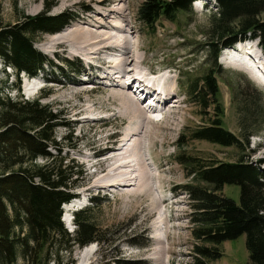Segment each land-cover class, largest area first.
I'll return each mask as SVG.
<instances>
[{"label": "rangeland", "instance_id": "rangeland-1", "mask_svg": "<svg viewBox=\"0 0 264 264\" xmlns=\"http://www.w3.org/2000/svg\"><path fill=\"white\" fill-rule=\"evenodd\" d=\"M141 1L116 0L110 4L108 0H0V25L15 23L23 14H37L52 2L54 5L49 10L51 14L67 10L74 14V19L61 31L34 37V46L52 60L54 67L47 64L39 73L41 78L37 79L39 82L43 81L41 88L38 87L39 82L34 81L37 87L32 89L31 81L27 80L23 90L25 83L21 79L20 92L24 97L33 98L45 91L48 94L42 98V102L67 113L69 130L65 127H58L56 130L58 137L69 134L79 142L74 149L67 147L65 143L63 148L85 171L82 186L76 191L86 193L88 198L97 196L100 199L98 205L89 204V198L88 204L79 203L76 208L81 205L79 211L93 206L87 216L101 229V245L92 242L83 247H75L70 256L62 251L64 261H72L69 264H111L114 256L138 262L137 264H192L195 246L203 243L192 233L195 227L194 201L188 186L204 185L198 184L190 175L189 169L179 163L178 155L184 152V157L197 158L204 164L237 161L246 154L252 161L264 157V89L246 70L230 63L242 55L240 48H230L223 53L220 61L222 71L215 75L219 86L217 99L223 109L222 125L243 143H246L248 137L247 147L223 146L191 139L183 134L214 116V110L208 109L202 119L198 114V107L185 94L186 83L191 78L204 74L210 66L201 45L211 32L216 10L214 1L195 0L192 13H179L174 21L162 20L156 26V31L150 33L137 17V7ZM83 5H89L90 10H84ZM111 5L118 7L117 9L123 7L126 15L118 19L124 31L108 33V40H121L122 46L124 44L125 50L130 54L129 67L133 69L132 72L135 69L134 73L123 79L115 77L114 80L100 79L104 71L96 68L99 62L92 60L88 64L83 52L80 54L76 49V46L81 48L82 45L72 38L73 34L77 36L79 33L81 38L96 44L100 37L87 38L82 28L92 30L93 27L87 23L95 25L96 14L102 18L107 17L106 10ZM58 35L64 36L66 43L48 49L49 40ZM248 43L254 44V49L257 50L254 42ZM104 51L99 52V59H120L121 51L118 48H113L108 54ZM65 58L80 64V71L72 73L64 67L62 73L56 68V65L63 64ZM2 66L0 61V92L15 97L18 92L13 86L15 77L12 69L5 67L7 75ZM105 68L108 69L107 66ZM141 70H152L158 76L162 74L166 78V84L159 88H164L162 91L167 93L166 100L171 98L165 106L159 104L155 111L146 107L147 101L151 100L150 93L136 98V93L132 91L135 83H128L126 86L125 81L129 76L131 79L138 76L152 84L153 81L145 80ZM113 72L116 73V70ZM90 73L94 75L90 77ZM65 74L68 75L65 77ZM82 81L83 83H79ZM156 84L159 86L160 83ZM118 91L135 96L140 107L146 109L147 118L138 116L133 119L127 116L121 107L122 99L116 96ZM145 98L146 101L142 103ZM180 138L184 140V147L177 143ZM121 140L126 143L121 144L124 145L121 151L95 155L98 149L105 146H119ZM113 154L117 155L114 161L106 160ZM125 162L129 164L120 169L123 173L113 177L106 175L105 172H111L116 164L122 165ZM124 173L125 175H121ZM121 177L124 180L118 181ZM111 179L118 181L115 186L96 187L100 183H109ZM142 182L144 187L141 186ZM222 192L239 202L238 185L226 184ZM70 214L71 212L63 214L62 211L61 219L64 226L72 231L74 225ZM218 249L220 257L211 260L210 264L251 262L244 234L222 242ZM13 264L27 262L19 258Z\"/></svg>", "mask_w": 264, "mask_h": 264}, {"label": "trees", "instance_id": "trees-1", "mask_svg": "<svg viewBox=\"0 0 264 264\" xmlns=\"http://www.w3.org/2000/svg\"><path fill=\"white\" fill-rule=\"evenodd\" d=\"M194 0H142L137 7L138 20L148 33L155 32L162 20L174 21L179 13H192ZM216 10L210 35L202 43L209 61L208 70L191 78L185 94L203 119L208 109L214 116L183 133L191 139L205 140L223 146L246 148V143L223 127V109L218 102V62L224 48L245 39H258L264 52V0H213ZM52 3L37 14H23L15 23L0 25V61L2 70L12 69L15 97L0 92V264H13L21 258L27 264H69L75 247L96 242L101 245V229L87 216L98 205L99 197L91 196L92 207L74 213L72 231L61 219L62 203L74 197V191L85 179L82 166L63 150L64 143L74 149L78 139L72 135L57 136V128L69 130L67 113L42 102L41 93L25 98L21 92V74L38 76L52 60L36 49L34 37L56 33L74 19L70 11L51 14ZM90 10L89 5L82 6ZM60 66L72 73L80 64L65 58ZM68 71V70H67ZM68 74H65V77ZM49 81V80H48ZM183 137V135H181ZM178 145L184 147L182 138ZM178 155L179 163L204 186L190 187L195 213L193 236L203 244L195 246L192 264H210L220 257L218 245L245 235L250 264H264V157L255 161L249 155L237 161L211 164L197 158ZM226 184L239 186V202L226 196ZM209 244L210 246L204 245ZM101 247V246H100ZM103 254V251H102ZM101 254V255H102ZM111 264H137L114 256Z\"/></svg>", "mask_w": 264, "mask_h": 264}, {"label": "bare ground", "instance_id": "bare-ground-1", "mask_svg": "<svg viewBox=\"0 0 264 264\" xmlns=\"http://www.w3.org/2000/svg\"><path fill=\"white\" fill-rule=\"evenodd\" d=\"M108 2L111 3H115L116 0H108ZM118 7H112V5L106 10V14L107 17L102 18V16H99L98 14H96L95 16V25L91 24V23H87L88 26L93 27L92 30H87V29H83L82 31L84 32V35L87 38H94L97 39L100 37V39L96 42V44L94 42H90L89 39L86 38H81L80 34L78 33L77 36L76 35H72V38L74 40H76L78 43H80L82 45L81 48H79V46H76V49L78 51H80V54H82L83 52V56L84 59L86 60V62L90 61H98L99 66H97L96 68L98 70H103V76L100 77L103 79H112L114 80L115 77H120L121 79L124 78V76H128L130 75V73H134V71L132 72V68L129 67L130 63L128 64L129 61V57L130 54L128 51L125 50V46L123 44H121V40H108L109 36L108 33L113 32H119V30H123V27H120V23L118 22L121 17L124 18V12L123 7H119L120 9H117ZM105 14V15H106ZM117 14V15H116ZM87 28V27H86ZM122 32V31H121ZM55 38H51L50 41V46L48 49L57 47L59 45H63L66 43V40L64 39V36L58 35L57 37L54 36ZM89 41V42H87ZM122 43H125L122 42ZM256 44V43H255ZM257 50L254 49V44H240L238 46V48H240V52L242 53V55H240L239 58H237L236 60H231L230 63H232L233 65H235L236 67L242 68L243 70H246V72L249 73V75H252L251 77L256 80V82L258 84H260L263 89H264V53H262V51L258 48V45H256ZM113 48H118L119 51H121V56L120 59L116 60V59H108L109 57L106 58H102L99 59L98 54L99 52H101L102 50H105L104 53L108 54L109 52H111V50H113ZM235 49V48H234ZM117 51V49H116ZM91 59V60H89ZM112 62H111V61ZM242 61V62H241ZM111 63V64H110ZM97 64V65H98ZM108 64V65H107ZM91 65V64H90ZM107 66L108 69L105 68V66ZM89 66V65H88ZM109 67H112L113 70H116V73L119 75L117 76V74L115 72H113L112 69H110ZM91 69V68H90ZM122 74V75H120ZM90 77L92 75H94V73H90L89 74ZM132 75V74H131ZM162 74H160L158 77L155 78V80H153L152 84H150V82H145L144 79H140V77H132V79L130 78L131 76L127 77L128 80H126V86L128 85V83H130L129 85L135 83V86L133 87V89H135L138 94L142 95L144 93H150L149 94V98H151L152 96H154V100L157 102H153L152 104H148L146 105V107L148 106V108L150 110H157L158 109V105L161 104L163 106H165L169 101L170 98L168 100H166V94L164 93L162 90L164 88H162V90H160L159 87H161L160 85L162 84H166L167 81H165L164 79H166L165 77L163 78L161 76ZM37 77H33V79H31V83H32V89H35L37 87V83L39 82ZM36 81V82H34ZM85 81V80H84ZM79 83H83L79 82ZM156 83H160L159 86ZM39 85H41V82H39ZM124 86V85H123ZM130 87V86H129ZM123 88V87H122ZM115 89V88H114ZM116 96H118L120 99H122V104L121 107L122 109L127 113L126 115L136 119L138 116H142V118L144 117L145 119L146 117V109L145 108H141L139 105V101H137L138 99H135V96H132V94H127L125 91H118L116 92ZM148 98V99H149ZM146 101V98L144 99L143 102ZM142 102V103H143ZM161 102V103H159ZM177 102V101H175ZM148 110V109H147ZM122 142V143H121ZM119 146L117 147H111V146H105L104 148L98 149L97 152L95 153V155H107L110 154L111 152H115V151H121V149H123L124 145H126V143L123 142V140H121ZM121 144H124L121 146ZM112 155V154H111ZM117 155L113 154V156H109L106 160L108 159H112L113 161L115 160ZM107 157V156H106ZM103 163V162H102ZM128 162H125L124 164H116L114 167H112L111 172H105L107 176L109 177H113L118 173H121L122 168L124 167H128ZM101 165V164H100ZM125 172V171H124ZM123 173V172H122ZM121 175H125L121 174ZM125 177V176H122ZM119 178L118 181L124 180V178ZM141 178H143V176H140ZM100 180V179H98ZM112 180V179H111ZM125 180H128L127 178ZM117 180H112L107 184L104 183H100L97 184L96 187L97 188H105L106 186H115V183L117 184L118 182ZM125 182V181H124ZM129 182V180L127 181ZM97 183V182H96ZM104 184V185H101ZM123 184H127V183H123ZM106 185V186H105ZM141 186L144 187V183H141ZM79 204V202H77L76 204L70 205L69 206V210H73L77 207V205Z\"/></svg>", "mask_w": 264, "mask_h": 264}]
</instances>
